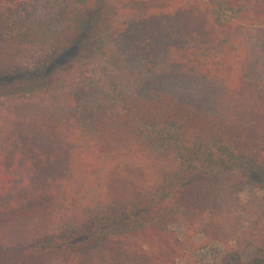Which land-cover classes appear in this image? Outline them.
Returning a JSON list of instances; mask_svg holds the SVG:
<instances>
[{
    "label": "trees",
    "instance_id": "16d2710c",
    "mask_svg": "<svg viewBox=\"0 0 264 264\" xmlns=\"http://www.w3.org/2000/svg\"><path fill=\"white\" fill-rule=\"evenodd\" d=\"M45 6L0 16V264L264 256V0Z\"/></svg>",
    "mask_w": 264,
    "mask_h": 264
},
{
    "label": "rangeland",
    "instance_id": "374dc122",
    "mask_svg": "<svg viewBox=\"0 0 264 264\" xmlns=\"http://www.w3.org/2000/svg\"><path fill=\"white\" fill-rule=\"evenodd\" d=\"M3 0H0L2 2ZM13 1V2H12ZM49 0H10L12 2L8 6L0 5L2 9L0 16L6 15L8 9H15V12L21 15H27L29 12L42 13L46 10L45 2ZM1 4V3H0ZM31 5H34L36 9H33ZM54 12H58L55 10ZM241 172L249 173L252 178L250 185L246 186L242 193V198L247 201L256 196L264 195V172L248 165L240 167ZM180 238H184L185 231L183 227L175 226ZM197 244H201L204 241L203 236H198L195 239ZM232 250L229 252L225 245L221 242L212 243L204 248L198 249L192 252L197 264H264V256L258 251L257 248L248 246L246 248H240L236 243L231 244Z\"/></svg>",
    "mask_w": 264,
    "mask_h": 264
}]
</instances>
